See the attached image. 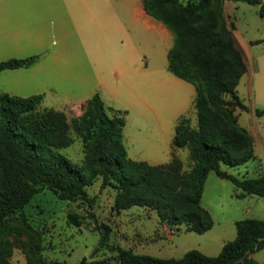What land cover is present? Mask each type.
Listing matches in <instances>:
<instances>
[{
  "label": "trees",
  "instance_id": "1",
  "mask_svg": "<svg viewBox=\"0 0 264 264\" xmlns=\"http://www.w3.org/2000/svg\"><path fill=\"white\" fill-rule=\"evenodd\" d=\"M222 1L142 0L146 12L172 33L168 70L195 87L197 124L193 126L188 116L181 115L172 141L174 147L187 148V170L175 155L162 164L130 158L122 137L126 110L106 105L98 92L81 103L82 112L73 119L84 152L82 163H76L60 151L72 142L64 111L40 108L43 93L0 91V264L11 263L15 241L23 245L28 264H70L47 259L41 252L40 232L17 212L43 188L64 200L90 202L87 186L101 178V188L116 189L115 209L143 205L168 225L185 224L197 232L213 224L211 213L201 204L210 171L240 187L242 191L235 193L238 197L248 193L264 196V173L240 178L222 167L257 159L252 135L236 113V108L248 109L237 93L247 66L234 39V22L225 16ZM243 1L259 4L264 14V0ZM37 58L38 54L0 59V71L27 67ZM254 112L264 114V106ZM67 215L70 222L82 223L79 213L69 211ZM235 226V236L215 255L191 248L179 257H158L110 245L109 226L101 223L94 251L105 247L114 254L83 256L71 264H255L252 253L264 247V219L241 218Z\"/></svg>",
  "mask_w": 264,
  "mask_h": 264
},
{
  "label": "rangeland",
  "instance_id": "2",
  "mask_svg": "<svg viewBox=\"0 0 264 264\" xmlns=\"http://www.w3.org/2000/svg\"><path fill=\"white\" fill-rule=\"evenodd\" d=\"M225 16L234 22L233 33L240 44L241 51L247 62V71L240 79L237 90L243 103L248 109L236 108L240 115V123L252 130L255 137L257 159L246 163L231 166L222 164V167L240 178L256 177L264 173V143L256 133L264 136V114L258 115L255 108L264 106V14L259 12V4L248 3L243 0H223ZM48 47L53 39L58 42V33H44L43 36ZM131 44L136 52L137 61L149 67L165 66L167 63V47L172 43V34H160L154 28L136 25L130 34ZM126 43V41L124 42ZM103 57L111 63L113 57L123 52L120 45L114 50H106ZM121 56V55H120ZM111 60V61H110ZM66 67V66H65ZM63 65L22 68L20 71H4L0 73V91L6 90L13 94L29 95L43 93L40 108L45 105H55L67 108L72 102H79L80 97L91 96L93 82L90 78L73 73L78 69L70 65L69 75ZM47 68V69H45ZM83 69V67H80ZM109 65H104V76L114 81ZM42 69H44L42 71ZM56 69V70H55ZM85 70L90 74L86 65ZM54 79L48 80V77ZM80 76V77H79ZM84 78V79H81ZM42 78V79H41ZM192 88L191 94L185 101L184 115L190 118L193 126L197 124L194 106L195 89L192 83L183 81ZM17 86V87H16ZM250 86V87H249ZM186 89V88H185ZM252 91L254 94H252ZM99 93V92H98ZM105 94V90L103 91ZM70 122L68 134L72 142L61 147L71 161L82 163L83 146L78 133L73 128V119L76 113L65 112ZM127 126L125 129V144L131 149V140L143 141L145 136L154 133L151 126L143 124L144 119L136 112L125 113ZM143 125V133L137 132V125ZM255 127V129H254ZM150 133V134H149ZM153 138V137H151ZM149 139L150 142L153 139ZM180 152L188 153L186 147H180ZM189 157L183 162L182 169L189 168ZM101 178L87 186L90 202L64 200L59 198L48 188L37 191L30 201L17 211L23 213L27 220L41 234V252L49 260H60L67 263H76L83 256L88 259L101 258L114 254L115 251L102 247L94 251L101 234L98 225L106 223L109 226L108 242L110 245H119L131 248L134 252L145 253L158 257H179L186 250L196 248L202 252L215 255L223 243L232 239L236 234L235 220L256 217L264 219V196L248 193L243 197L235 195L242 189L228 178L218 176L210 171L204 182L201 204L209 210L213 218L212 226L204 232L186 229L185 224L179 227L168 225L161 220L157 212L143 205H132L117 210L113 207L116 189L112 186L100 187ZM75 211L80 214L82 223L74 224L68 220V212ZM104 229V228H103ZM11 239L13 235L10 236ZM21 240L25 235H20ZM255 264H264V247L252 253ZM10 264H28L25 250L19 241H15L10 255Z\"/></svg>",
  "mask_w": 264,
  "mask_h": 264
},
{
  "label": "crops",
  "instance_id": "3",
  "mask_svg": "<svg viewBox=\"0 0 264 264\" xmlns=\"http://www.w3.org/2000/svg\"><path fill=\"white\" fill-rule=\"evenodd\" d=\"M136 25L154 28L160 34L169 31L161 21L146 12L142 0H0V59L38 54L31 65L3 69L0 73L8 70L18 72L22 68L40 69L43 66H51L49 70L45 68L51 71L54 65H63L69 75L70 69L67 68L75 65L78 69H73V73L81 75L83 72L85 78H90L93 90L99 92L106 105L124 109L126 114L134 111L144 119L143 124L151 126L154 133L146 138L143 125H137V132L145 136V139L131 140L129 150L125 144V118L122 137L130 158L162 164L169 162L175 155L185 163L188 153H181L180 147H174L172 141L176 122L184 115L185 101L192 88L183 82L185 79L168 70V59L165 66L159 67H149L137 61L130 37ZM49 32L52 36L58 33L59 40L56 42L53 39L47 47L42 36ZM234 39L241 49L235 34ZM118 45L123 52L115 54L109 63L103 54ZM106 64L111 68L112 82L107 74L104 76L107 73L103 72ZM86 65L90 74L85 70ZM48 76L47 73L45 77ZM52 79L48 77V80ZM104 90L106 95L103 94ZM88 97H80L79 102H72L67 108L52 104L45 106L64 112L70 110L79 115L82 112L81 103ZM236 113L239 121L240 115ZM246 128L252 135L257 155L255 137L252 130ZM256 135L264 143V136L258 132Z\"/></svg>",
  "mask_w": 264,
  "mask_h": 264
}]
</instances>
